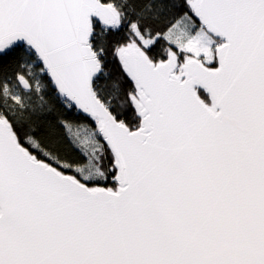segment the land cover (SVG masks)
<instances>
[{"label":"snow or ice","instance_id":"6c2138e0","mask_svg":"<svg viewBox=\"0 0 264 264\" xmlns=\"http://www.w3.org/2000/svg\"><path fill=\"white\" fill-rule=\"evenodd\" d=\"M0 264H264V0H0Z\"/></svg>","mask_w":264,"mask_h":264}]
</instances>
